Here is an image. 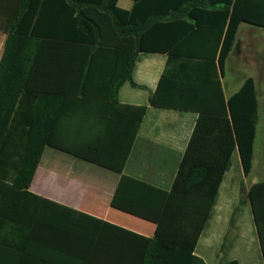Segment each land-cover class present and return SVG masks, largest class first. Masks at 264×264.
I'll list each match as a JSON object with an SVG mask.
<instances>
[{
    "label": "trees",
    "instance_id": "trees-1",
    "mask_svg": "<svg viewBox=\"0 0 264 264\" xmlns=\"http://www.w3.org/2000/svg\"><path fill=\"white\" fill-rule=\"evenodd\" d=\"M130 1L122 9L116 0H0V264H94L99 255L117 264H205L196 240L234 153L248 174L257 121L252 78L224 98L219 76L238 24L264 27V0ZM140 52L166 57L148 104L196 113L168 190L122 173L146 106L120 104L117 91L123 82L140 87L131 77ZM44 146L119 173L110 206L153 223L152 235L32 194ZM242 206L264 264L263 181L231 209L230 227ZM232 241L226 230L216 264H237L227 258ZM111 246L116 255L104 252Z\"/></svg>",
    "mask_w": 264,
    "mask_h": 264
},
{
    "label": "crops",
    "instance_id": "crops-1",
    "mask_svg": "<svg viewBox=\"0 0 264 264\" xmlns=\"http://www.w3.org/2000/svg\"><path fill=\"white\" fill-rule=\"evenodd\" d=\"M13 2L14 0H12V3ZM115 4L119 8L129 9L131 1L116 0ZM240 24L237 26L232 46L235 42ZM4 37L5 33L0 29V53ZM165 58V54L162 52L138 53L137 60L132 68L131 77L133 82L140 87H131L127 82H123L117 91V99L120 104L146 106L144 115L124 162L122 173L161 190H168L172 184L178 163L196 118V113L191 111L157 108L148 104V95L155 88L159 74L163 69ZM222 72L219 76V81L221 83L222 95L224 98H227L235 92L246 77L252 78L251 76H245L236 86L233 88L230 87L228 91H225L221 82ZM253 85L257 105V124L260 108L254 80ZM232 158L234 159V167L230 166L222 175L217 187L209 221L228 208V224L231 209L240 203V200L246 193L247 187L251 183L256 182L252 181L249 185H246L244 183L245 176L241 173L236 153L231 156V160ZM262 158L264 159V148L262 149ZM118 178L119 173L115 171L93 164L53 147L44 146L30 180L28 190L32 194L53 204L125 228L144 237H150L154 229L153 223L110 206V200ZM239 215L245 221L250 222L251 232L259 252L254 226L250 220V215L246 206L240 208ZM76 218L83 222L84 228L87 226L86 224L88 222H90L88 224H92V221H88L87 219L80 217ZM209 221L206 227L209 226ZM202 232L196 240L193 253L199 256L205 264H209L202 257L203 254H207L210 248L209 242L207 240L201 241V248L198 249L197 247ZM224 233L225 232L221 234L217 247L213 251V259L210 264H216L218 261L220 255L218 250ZM233 247L232 244L228 251L227 258L237 261V259L231 255ZM118 249V246L115 248L111 246L108 250H104V252H107V254H112L114 252V255H116ZM99 252H103V250ZM41 253L50 256L54 254L50 249H41ZM101 257L102 256L99 255L97 259ZM111 258L110 256L109 259L102 257L100 259V261H102L100 264H117L115 263L116 259L112 261ZM259 258L261 260L260 256ZM97 259L95 258L94 264H96L95 262ZM237 264H239L238 261Z\"/></svg>",
    "mask_w": 264,
    "mask_h": 264
},
{
    "label": "rangeland",
    "instance_id": "rangeland-1",
    "mask_svg": "<svg viewBox=\"0 0 264 264\" xmlns=\"http://www.w3.org/2000/svg\"><path fill=\"white\" fill-rule=\"evenodd\" d=\"M245 76H251L255 82L260 108L252 145L251 168L244 178V183L249 185L252 181L264 182V159L262 158L264 148V27L242 23L239 25L235 42L225 60L221 78L223 89L228 91ZM231 166L234 167L233 158ZM228 213L229 209L226 208L220 215L214 216L209 221V226L202 232L197 244L198 249L201 248V241L204 240H207L210 246L207 254H203L202 257L210 264L220 236L227 230L228 237L233 238L234 247L231 255L237 259L238 263L261 264L250 222L245 221L238 214L230 227L229 222L227 224Z\"/></svg>",
    "mask_w": 264,
    "mask_h": 264
},
{
    "label": "water",
    "instance_id": "water-1",
    "mask_svg": "<svg viewBox=\"0 0 264 264\" xmlns=\"http://www.w3.org/2000/svg\"><path fill=\"white\" fill-rule=\"evenodd\" d=\"M253 226H254V223H253ZM254 230H255V227H254ZM255 234H256V230H255ZM256 237H257V234H256ZM257 241H258V238H257ZM261 260H262V258H261ZM262 264H263V262H262Z\"/></svg>",
    "mask_w": 264,
    "mask_h": 264
}]
</instances>
